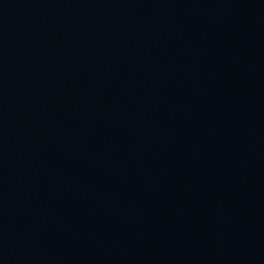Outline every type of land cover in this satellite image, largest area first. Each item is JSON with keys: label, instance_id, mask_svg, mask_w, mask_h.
Masks as SVG:
<instances>
[{"label": "water", "instance_id": "1", "mask_svg": "<svg viewBox=\"0 0 264 264\" xmlns=\"http://www.w3.org/2000/svg\"><path fill=\"white\" fill-rule=\"evenodd\" d=\"M0 264H264V0H0Z\"/></svg>", "mask_w": 264, "mask_h": 264}]
</instances>
